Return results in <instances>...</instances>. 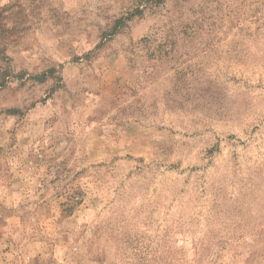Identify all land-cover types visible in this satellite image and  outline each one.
I'll list each match as a JSON object with an SVG mask.
<instances>
[{"label":"rangeland","instance_id":"1","mask_svg":"<svg viewBox=\"0 0 264 264\" xmlns=\"http://www.w3.org/2000/svg\"><path fill=\"white\" fill-rule=\"evenodd\" d=\"M0 264H264V0H0Z\"/></svg>","mask_w":264,"mask_h":264}]
</instances>
